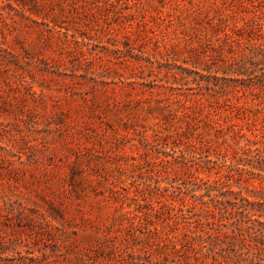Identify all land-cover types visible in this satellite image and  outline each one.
I'll return each instance as SVG.
<instances>
[{"label":"rangeland","instance_id":"rangeland-1","mask_svg":"<svg viewBox=\"0 0 264 264\" xmlns=\"http://www.w3.org/2000/svg\"><path fill=\"white\" fill-rule=\"evenodd\" d=\"M261 13L264 0H0V264H169L199 245L200 180L264 147V96L206 68L225 31L264 34ZM234 189L264 214V178Z\"/></svg>","mask_w":264,"mask_h":264},{"label":"trees","instance_id":"trees-1","mask_svg":"<svg viewBox=\"0 0 264 264\" xmlns=\"http://www.w3.org/2000/svg\"><path fill=\"white\" fill-rule=\"evenodd\" d=\"M263 16L262 13L257 15L256 31L264 28ZM253 33L255 36L250 33L245 35L234 28L231 32L225 31L224 42L228 50L216 49L209 61L211 66L206 70L212 71L210 69L216 65V73L233 74L238 77L237 80L245 81L243 84L251 93L264 96V72L255 74L249 70L250 66H258L259 62L264 61V34ZM214 75L219 80L220 76ZM198 85L208 91L213 89L209 82ZM220 87L225 90L230 85ZM254 152L251 155L246 152L249 158L241 157L235 164L225 161V181L200 180L206 185L205 192L194 194L193 202L187 206L190 213L188 219H192L188 222L195 227V230L190 228L189 232L194 233L191 235L196 236L194 239L198 236L200 243L192 242L185 253L170 258L169 264H264V229H256L250 224L257 221L264 225V220H261L264 214H257L255 208L239 206L238 201L249 200L243 190L234 189V185L241 188L242 182H251L255 176L264 178V147ZM198 189H202L201 185ZM228 227L232 229L225 230Z\"/></svg>","mask_w":264,"mask_h":264}]
</instances>
